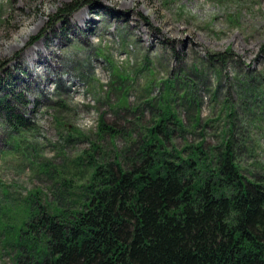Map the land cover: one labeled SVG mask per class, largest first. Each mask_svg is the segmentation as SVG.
Here are the masks:
<instances>
[{
    "label": "rangeland",
    "instance_id": "rangeland-1",
    "mask_svg": "<svg viewBox=\"0 0 264 264\" xmlns=\"http://www.w3.org/2000/svg\"><path fill=\"white\" fill-rule=\"evenodd\" d=\"M72 4L0 0V97L26 123L0 111V264L35 257L15 244L23 222L79 208L90 154L135 158L166 108L168 149L200 144L212 166L228 149L264 183V0ZM27 226L24 238L43 246V229Z\"/></svg>",
    "mask_w": 264,
    "mask_h": 264
},
{
    "label": "trees",
    "instance_id": "trees-1",
    "mask_svg": "<svg viewBox=\"0 0 264 264\" xmlns=\"http://www.w3.org/2000/svg\"><path fill=\"white\" fill-rule=\"evenodd\" d=\"M0 109L13 127L26 126L5 94ZM169 119L176 122L166 108L126 163L118 154L101 162L90 154L79 208H39L35 223L23 222L15 236L17 247L26 244L37 256L14 264H264V183L245 178L228 149L215 166L200 144L184 155L186 147L168 149ZM99 127L112 130L103 120ZM24 225L29 236L43 229V246L24 238Z\"/></svg>",
    "mask_w": 264,
    "mask_h": 264
},
{
    "label": "bare ground",
    "instance_id": "bare-ground-1",
    "mask_svg": "<svg viewBox=\"0 0 264 264\" xmlns=\"http://www.w3.org/2000/svg\"><path fill=\"white\" fill-rule=\"evenodd\" d=\"M82 17H83L82 15H79V16H78V18H79L80 21H81V20L83 21V20L85 19L84 17H83V18H82ZM90 21H91V20H90ZM88 22H89V21H88Z\"/></svg>",
    "mask_w": 264,
    "mask_h": 264
}]
</instances>
